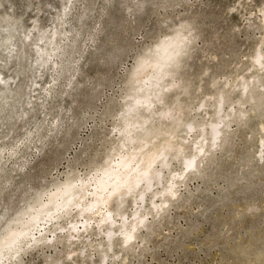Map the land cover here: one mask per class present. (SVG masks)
Wrapping results in <instances>:
<instances>
[{"label": "clouds", "instance_id": "1", "mask_svg": "<svg viewBox=\"0 0 264 264\" xmlns=\"http://www.w3.org/2000/svg\"><path fill=\"white\" fill-rule=\"evenodd\" d=\"M168 3L169 0H131L127 7L126 14L133 20L137 16L150 15L152 27L147 37L141 36L143 46L134 57L115 63L109 69L115 95L106 118L101 121L102 128L97 125L95 98L104 88L101 80L107 73L94 70V66L107 68L108 65L105 57L99 54L100 45L95 37L100 24L97 23L83 43L72 48L70 54L55 66L59 80L56 96L58 102H62V111L57 114L54 110L53 119L46 121L45 131L34 143L35 152L30 153L32 162L21 178L24 181L29 176L35 179L47 174L51 183L46 188L65 181H75L79 186L83 181L87 183V196L100 195L106 202L111 197L113 210L128 218L127 225L118 226L120 231L115 233L118 237L116 250L113 251L112 245L107 248V253L112 254L111 260L118 264H131L135 254L146 244V234L154 221L169 219L177 212L191 210L199 213L204 208L201 200L207 197L217 200L213 207L226 203L233 221L254 216L264 218V186L246 189L245 184L250 173L264 175V112L248 108V104L255 103L256 93L246 88L251 93L247 97L248 104L241 103V93L234 95L233 102L228 105H223L221 93V105L216 108L217 116L223 112L220 123L210 136L205 135L206 128H201L194 147L183 138V131L179 129L182 121L193 116H199L205 123L213 119L211 111V115L201 113L197 105L205 99L217 98L213 87L217 81L233 93L240 92L241 85L260 82L257 91L264 93V0H244L247 7L239 12V21L231 26V31L234 43L238 47L246 44L247 48L239 60L234 61V69L219 74L213 72L212 64L220 63L221 54L214 53L210 57L202 54L197 61L203 64L202 69L198 71L193 66L202 36L187 20L174 17L166 7ZM236 5L242 6L241 0H235V4L229 7L230 15L237 12ZM147 77L151 80L146 85ZM205 78L209 80L208 91L204 88ZM189 89L195 97L191 111L180 103ZM209 92L213 95L207 96ZM137 95H147L154 105L151 112L143 108L139 110V117H146L149 123L137 134L146 136L149 142L155 138L156 146L175 137L176 143L185 146L188 163L185 159L176 161L169 169L166 184L155 191L149 187L152 195L148 200L142 191H133L139 190L145 182L148 174L143 171H136L134 175L130 173L131 179L122 191H116L120 185L115 180V187L110 185L103 191H93L95 182H89V177L100 175L117 152L126 150L127 142L118 129L124 128L125 110ZM168 108L174 113L173 120L161 121L159 114ZM237 117L247 124L244 127L236 124ZM173 124L177 125V130L172 129ZM69 132L87 142L70 156L63 143ZM173 175L175 180L171 179ZM245 190L247 199L241 197ZM186 204L191 205V209L185 207ZM2 206L6 215L0 217V264H66L72 259L71 256L65 257L58 247L64 242L57 238V234L66 230L50 218L57 212H67L66 207L49 205L47 211L40 212L39 222L25 221L21 230L23 217L38 209L28 211L25 203V212L21 213L19 207L10 211L5 202ZM78 208V204L73 205L71 211ZM137 209L141 210L138 213L140 219L133 215ZM116 219L119 220L120 216ZM125 233L131 235L125 237ZM108 261L107 254L102 264H108Z\"/></svg>", "mask_w": 264, "mask_h": 264}, {"label": "rangeland", "instance_id": "2", "mask_svg": "<svg viewBox=\"0 0 264 264\" xmlns=\"http://www.w3.org/2000/svg\"><path fill=\"white\" fill-rule=\"evenodd\" d=\"M234 4L235 0H169L166 5L174 17L187 20L202 36L193 61L198 71L203 67L202 63H197L201 55L210 57L215 53L221 54V61L212 64L213 72H229L235 68L234 61L239 60L240 54L247 48L246 44L238 47L234 43L231 31V26L239 21V12L247 4L241 0L242 6L236 5L237 12L230 15L228 9ZM130 5L131 0H0V217L6 215L2 206L4 202L10 211L19 207L18 211L24 213L25 203L27 209L36 207L65 183L75 182H57L46 188L51 183V177L47 174L35 179L29 176L24 181L21 178L32 162L30 153L35 152L34 143L45 131L46 121L53 119L54 110L57 114L62 111V102H58L56 96L59 80L55 66L70 54L72 48L83 43L97 23L100 24L95 34L100 45L99 54L105 57L108 65L107 68L94 66V70L107 73L101 80L104 88L95 98L97 125L103 127L101 121L106 118L115 95V84L109 69L115 63L134 57L143 46L141 36L147 37L152 27L150 15L137 16L133 20L131 15L126 14ZM44 51H51V54L46 56ZM108 53L110 55H106ZM208 83V78H205V91H208ZM213 87L217 98L210 101L205 99L197 105L201 113H213L211 121L220 122L219 117L222 118L223 112L218 117L216 115L221 93L224 97L223 105L231 104L233 96L241 93V103L248 104L247 97L251 93L244 91L245 85H241L237 93L224 89L219 81ZM260 87V82L247 85L252 93H256L255 103L248 104V108L264 112V93L257 91ZM206 95L212 96L213 93ZM194 100L192 90L189 89L181 97L180 103L184 109L191 111ZM153 107L152 103L151 111ZM165 110L174 116L170 108ZM165 110L159 114L161 121H171V118L164 115ZM138 114L133 119L141 121L143 118ZM211 121L205 123L199 116H193L190 120L182 121L179 129H182L183 138L191 145L199 139L201 128H206L205 135L210 136L208 126ZM235 123L244 127L247 121L237 117ZM189 124H192V130ZM172 129L177 130V125L173 124ZM118 131L123 135L125 127ZM126 142L124 152L137 148L136 144ZM236 142L234 139L233 143ZM63 143L70 156L81 144L87 142L69 132L65 134ZM165 143L171 146L166 155L169 164L162 169L161 181L157 185L154 183L153 191L166 184L169 169L185 157L186 148L182 143H176L175 137L158 146L154 138L151 146L161 148ZM123 151L117 152L113 158L117 159L116 156L123 154ZM243 162L242 159L241 166ZM245 184L246 189L264 186V175L250 173L245 178ZM151 195L152 192L147 191L145 199L148 200ZM247 195V190L241 193L244 199H247ZM86 201L84 199L82 202ZM201 203L204 208L199 213L191 210L177 212L169 219L154 221L146 234V244L135 254L131 264H264V218L254 216L233 221L226 203L213 207L217 200L211 197L202 199ZM185 207L191 209L189 204ZM117 216L115 214V218ZM87 219L86 214L70 210L59 218L57 224L66 226V230L71 223L77 221V225H80ZM89 219L85 223L90 222L91 225L86 231L81 227L77 234L74 231L70 236L67 232L57 234V238L64 242L58 247L65 257H72L66 264H102L107 254L108 264H118L111 260L112 254L107 253V248L112 245L113 251L116 250L118 237L115 233L119 230L122 218L116 219L110 237L107 236V225L103 228L99 226L98 229V218L93 216Z\"/></svg>", "mask_w": 264, "mask_h": 264}, {"label": "bare ground", "instance_id": "3", "mask_svg": "<svg viewBox=\"0 0 264 264\" xmlns=\"http://www.w3.org/2000/svg\"><path fill=\"white\" fill-rule=\"evenodd\" d=\"M53 50L54 49L52 48V51ZM50 54L51 51L45 52L46 56H49ZM150 80L151 77H147L144 83L147 85ZM245 88H247V86ZM220 103L221 100H219L218 106H220ZM151 104L152 101L147 95L145 96L137 95L132 99V104H130L126 108L127 114L124 120L125 132L123 135L129 143L139 145V147L131 151H126V152L123 151L124 152L123 154H119V156H116L118 157L117 159L114 158L111 159L110 164L101 171L100 175L98 176L93 175L89 179V182L91 181L95 182L93 191H95L96 189L103 191L104 189L108 188L110 185L115 187L113 185V180H115V182L120 185V188L116 189V191L117 192L122 191L127 186L128 181L131 179V176L129 174L131 173L132 175H134L136 171H143L144 174L146 175L148 174L141 188L139 190L133 189V191H137V192L142 191L141 193L142 195L144 193L146 196V192L149 191L148 190L149 187L152 188L154 186V183L157 185L158 182L161 181V171L162 169H165L164 167H166L169 164V161L168 163L166 161V155L168 149H170L171 146L169 143H165L161 148H157L156 146H151V142L147 140L146 136H139L137 134L138 131H142L144 129V126L147 124L148 121L147 118H143L141 121L137 119H133L134 115H137L141 108H143L145 111H151ZM164 115L169 119L171 118V120H173L174 118V116L169 112V110L164 112ZM219 119L221 120L220 117ZM219 123L220 122L217 120H213L209 122L208 128L210 131V135L214 134L215 127ZM188 127L192 130V124L191 125L189 124ZM149 148H151V151H149ZM179 149L181 148L179 147ZM119 153H121V151ZM183 158L185 159V163H188V158L187 157H183ZM175 178L176 177L173 175L172 180H175ZM170 187L171 185L169 186V188ZM87 192H88V187L86 182L82 181L79 186L76 184V182H69L67 184L65 183V185L61 188H58L56 192L49 194L45 202L40 201L36 207H31L30 209H28V211H31L33 208H36L38 209V211H35L30 216L25 215L23 217V219L21 220V230L23 229V224L25 221L30 223L39 222V220L41 219L40 212L47 211L48 206L51 204H55L58 208L63 206L68 209L67 212H57L55 216L50 217L51 219L54 220L56 224L62 215L69 213L70 210L72 209V206L78 204L79 208L77 209V212L79 214L81 215L86 214V217L88 219L93 216L95 218L96 217L98 218L96 223L98 229H100L99 226L102 227L104 225H107L109 227L107 228V230H109L107 233L108 237L111 236V231H113L112 227L116 222L115 214L120 215V217L122 218V222H120L121 223L120 226L127 225L128 219L125 216L121 215L120 213L117 214L116 212L114 214V210L109 206L111 205V197H109L106 202L100 195H93L90 197L87 196ZM84 199H87V201L83 203L82 201ZM139 211L141 210L137 209L135 212H133V215L136 216L137 219H140L138 215ZM87 220L81 222L80 225H77V221L76 223L73 224L71 222H68L71 223V225L66 229L64 233L66 234L67 232V235L70 236L71 233H73L74 231L77 234L81 230V227L83 231H86L87 228L90 227L91 225L90 222L85 223L87 222ZM88 221H90V219ZM78 222H80V220ZM59 227L64 229L66 228V226L63 227L62 225L61 226L59 225ZM118 229H119L118 231H120V227ZM128 235H131V233H125V237H127Z\"/></svg>", "mask_w": 264, "mask_h": 264}, {"label": "snow or ice", "instance_id": "4", "mask_svg": "<svg viewBox=\"0 0 264 264\" xmlns=\"http://www.w3.org/2000/svg\"><path fill=\"white\" fill-rule=\"evenodd\" d=\"M188 166L191 167V162H189V165Z\"/></svg>", "mask_w": 264, "mask_h": 264}]
</instances>
